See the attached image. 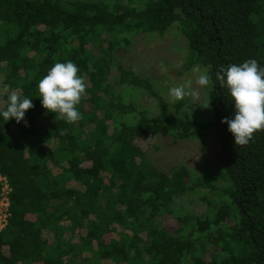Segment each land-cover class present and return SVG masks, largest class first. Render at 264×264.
Wrapping results in <instances>:
<instances>
[{"label":"trees","instance_id":"1","mask_svg":"<svg viewBox=\"0 0 264 264\" xmlns=\"http://www.w3.org/2000/svg\"><path fill=\"white\" fill-rule=\"evenodd\" d=\"M170 30L184 39V70L209 71L207 121L184 118L185 103L116 55L134 36ZM250 59L264 67V0H0V101L8 87L34 105L19 124L0 116L12 188L0 264H264V130L235 146L221 123L235 104L216 80ZM68 60L88 85L73 124L44 109L36 87ZM161 135L211 136L215 171L157 170L146 154ZM194 193L209 202L203 216L185 210Z\"/></svg>","mask_w":264,"mask_h":264},{"label":"clouds","instance_id":"2","mask_svg":"<svg viewBox=\"0 0 264 264\" xmlns=\"http://www.w3.org/2000/svg\"><path fill=\"white\" fill-rule=\"evenodd\" d=\"M192 71L194 80H185L169 89L168 96L173 102L183 101L186 97L197 98L199 88L212 86L208 69L195 66ZM79 72L80 69L71 60L57 62L36 85L42 107L68 124L83 118L77 106L87 94L88 85ZM216 80L221 88H227L235 104L234 119L224 118L221 123L228 125L235 146H246L253 140L254 133L264 130V67L255 59L229 64L216 73ZM193 84L197 87L194 88ZM5 91L8 95L6 100L0 101L4 106L0 108V116L5 121L14 118L19 124L24 120L25 113L34 107L32 99L22 97L8 87ZM204 108H210V103Z\"/></svg>","mask_w":264,"mask_h":264},{"label":"rangeland","instance_id":"3","mask_svg":"<svg viewBox=\"0 0 264 264\" xmlns=\"http://www.w3.org/2000/svg\"><path fill=\"white\" fill-rule=\"evenodd\" d=\"M184 39L175 30L160 36L145 34L132 37L130 47L116 52L122 65L140 77L148 78L154 83L166 101H172L168 91L172 86L195 78L193 71L184 70L186 49ZM193 87L197 86L193 84ZM128 95L137 98L143 107L153 111L154 105L149 95L136 90H128ZM197 98L186 97L182 116L194 120L207 121L211 117L206 90L198 89ZM155 103V101H154ZM146 158L159 171L184 165L194 175L199 176L205 171H215L217 151L215 140L207 136L203 140H177L168 136H156L149 147ZM205 196L194 193L187 197L185 210L195 216H203L209 209Z\"/></svg>","mask_w":264,"mask_h":264},{"label":"built area","instance_id":"4","mask_svg":"<svg viewBox=\"0 0 264 264\" xmlns=\"http://www.w3.org/2000/svg\"><path fill=\"white\" fill-rule=\"evenodd\" d=\"M12 188L7 177L0 174V234L5 231L9 224L10 213V196Z\"/></svg>","mask_w":264,"mask_h":264}]
</instances>
